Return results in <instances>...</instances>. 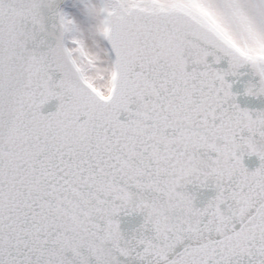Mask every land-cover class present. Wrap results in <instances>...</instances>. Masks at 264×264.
<instances>
[{
    "label": "snow or ice",
    "instance_id": "snow-or-ice-1",
    "mask_svg": "<svg viewBox=\"0 0 264 264\" xmlns=\"http://www.w3.org/2000/svg\"><path fill=\"white\" fill-rule=\"evenodd\" d=\"M244 66L264 0H0V264H264Z\"/></svg>",
    "mask_w": 264,
    "mask_h": 264
},
{
    "label": "water",
    "instance_id": "water-1",
    "mask_svg": "<svg viewBox=\"0 0 264 264\" xmlns=\"http://www.w3.org/2000/svg\"><path fill=\"white\" fill-rule=\"evenodd\" d=\"M73 0H58V3L61 7L67 8ZM212 61V58L209 57V62ZM214 67L218 69H227L228 68V62L227 59H224L220 62V64H214ZM229 83L232 84V92L236 95V103L239 104V106L243 108H247L249 110L255 111H264V95L261 96H253V95H246L245 89L243 87L244 84H247L248 86L251 85H259V77L254 74V71L251 69L250 66H244L239 70V75L237 76H228L226 78ZM55 110V102H52L48 105H46L43 109V111H54ZM244 164L245 166L250 170H255L257 167H259L260 161L256 156H245L244 158ZM190 190H192L190 188ZM197 191V204H202L203 202H206V200L214 195V192L211 190H196ZM121 228L127 232L131 233L133 229L137 228L139 224L141 223L142 217L138 215H132V216H121Z\"/></svg>",
    "mask_w": 264,
    "mask_h": 264
},
{
    "label": "rangeland",
    "instance_id": "rangeland-1",
    "mask_svg": "<svg viewBox=\"0 0 264 264\" xmlns=\"http://www.w3.org/2000/svg\"><path fill=\"white\" fill-rule=\"evenodd\" d=\"M73 3V2H72ZM72 3L66 8V10H71Z\"/></svg>",
    "mask_w": 264,
    "mask_h": 264
},
{
    "label": "bare ground",
    "instance_id": "bare-ground-1",
    "mask_svg": "<svg viewBox=\"0 0 264 264\" xmlns=\"http://www.w3.org/2000/svg\"><path fill=\"white\" fill-rule=\"evenodd\" d=\"M73 2V1H72ZM248 85L247 84H244L243 87L246 88Z\"/></svg>",
    "mask_w": 264,
    "mask_h": 264
}]
</instances>
